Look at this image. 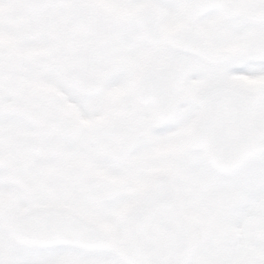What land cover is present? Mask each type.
I'll use <instances>...</instances> for the list:
<instances>
[{"label":"snow or ice","instance_id":"1","mask_svg":"<svg viewBox=\"0 0 264 264\" xmlns=\"http://www.w3.org/2000/svg\"><path fill=\"white\" fill-rule=\"evenodd\" d=\"M0 264H264V0H0Z\"/></svg>","mask_w":264,"mask_h":264}]
</instances>
